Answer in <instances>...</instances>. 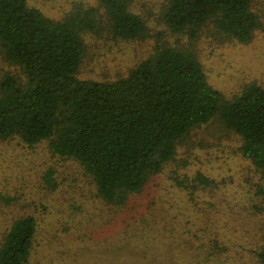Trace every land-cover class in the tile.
<instances>
[{"label": "trees", "instance_id": "16d2710c", "mask_svg": "<svg viewBox=\"0 0 264 264\" xmlns=\"http://www.w3.org/2000/svg\"><path fill=\"white\" fill-rule=\"evenodd\" d=\"M134 0L73 3L56 19L29 0H0V141L17 139L75 161L95 187V196L121 206L175 160L191 132L213 119L240 138L239 151L264 171V84L250 82L230 98L207 80L195 53L163 41L115 79L78 76L85 36L143 39L148 27L132 9ZM252 0H165L166 31L196 40L210 30L221 40L247 43L260 24ZM53 169L43 175L54 190ZM179 186L184 180L174 177ZM191 184L210 185L197 172ZM193 188V187H192ZM38 222L23 215L0 240V264H27ZM264 264V247L257 252Z\"/></svg>", "mask_w": 264, "mask_h": 264}, {"label": "rangeland", "instance_id": "374dc122", "mask_svg": "<svg viewBox=\"0 0 264 264\" xmlns=\"http://www.w3.org/2000/svg\"><path fill=\"white\" fill-rule=\"evenodd\" d=\"M165 0H134L147 23L143 39L85 36L78 76L115 79L150 54L162 40L192 50L210 85L230 98L244 84H264V0H252L260 24L247 43L221 40L210 30L190 41L166 31L160 21ZM96 0H29L60 18L73 3ZM10 69L0 58V74ZM240 138L213 119L191 132L175 160L121 206L95 196V187L71 159L53 155L42 141L32 147L17 139L0 141V240L19 216L38 222L27 264H260L264 247V171L240 151ZM53 169L54 190L43 175ZM197 172L210 185L191 184ZM174 177L184 180L179 186ZM193 187V188H192Z\"/></svg>", "mask_w": 264, "mask_h": 264}]
</instances>
